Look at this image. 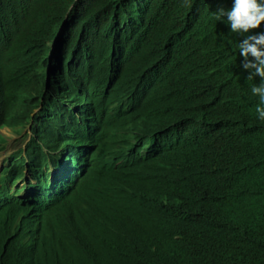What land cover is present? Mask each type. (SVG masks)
<instances>
[{
    "label": "clouds",
    "instance_id": "1",
    "mask_svg": "<svg viewBox=\"0 0 264 264\" xmlns=\"http://www.w3.org/2000/svg\"><path fill=\"white\" fill-rule=\"evenodd\" d=\"M14 28L48 46L63 141L79 158L102 145L103 190L82 200L81 183L72 197L78 238L95 250L80 264H264V0H22ZM40 110L0 128V152L6 129L16 147L0 175ZM65 156L53 153L50 184ZM227 172L229 189L217 182ZM165 173L193 201L166 194ZM28 176L10 194L25 186V198Z\"/></svg>",
    "mask_w": 264,
    "mask_h": 264
},
{
    "label": "trees",
    "instance_id": "2",
    "mask_svg": "<svg viewBox=\"0 0 264 264\" xmlns=\"http://www.w3.org/2000/svg\"><path fill=\"white\" fill-rule=\"evenodd\" d=\"M21 1L0 0V128L26 127L31 113L39 107L41 110L34 117L33 138L25 154L20 151L11 158L0 175V264H80L95 250L78 238L82 223L77 214L82 208L72 197L81 183L82 200L81 191L87 186L103 190L102 145L94 149V156L79 158L77 146L63 141L64 105L56 98V80L51 72L45 86L48 46L32 31L14 28ZM98 7L106 5L100 3ZM29 24L36 26L34 19ZM166 108L163 114L171 119L168 102ZM186 130L195 135L190 126ZM83 142L80 139L79 143ZM207 145L215 147L210 138ZM57 151L66 152L65 160L58 165L63 173L50 184L47 168ZM26 169L29 176L25 181L35 188L28 186L25 198L18 197L25 186L10 194L11 184L22 179ZM228 177V172L219 175L218 184L229 189ZM260 181L264 183L263 175ZM183 182L173 173L163 174L162 185L172 191L166 194L178 191L181 197L193 201L196 192L183 189Z\"/></svg>",
    "mask_w": 264,
    "mask_h": 264
},
{
    "label": "rangeland",
    "instance_id": "3",
    "mask_svg": "<svg viewBox=\"0 0 264 264\" xmlns=\"http://www.w3.org/2000/svg\"><path fill=\"white\" fill-rule=\"evenodd\" d=\"M4 136L8 138V145H7V150L4 152H0V166L2 161L7 158L13 150L16 148L13 144V139H15V136L10 132V130H3L2 131Z\"/></svg>",
    "mask_w": 264,
    "mask_h": 264
},
{
    "label": "bare ground",
    "instance_id": "4",
    "mask_svg": "<svg viewBox=\"0 0 264 264\" xmlns=\"http://www.w3.org/2000/svg\"><path fill=\"white\" fill-rule=\"evenodd\" d=\"M149 0H147V2H148ZM52 107H50V109H51ZM151 146L150 145H148L147 146V149H149ZM49 247V246H48ZM45 253V252H44Z\"/></svg>",
    "mask_w": 264,
    "mask_h": 264
}]
</instances>
